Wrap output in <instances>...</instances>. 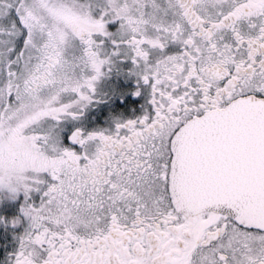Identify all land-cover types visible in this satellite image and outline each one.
<instances>
[{
	"label": "snow or ice",
	"instance_id": "obj_1",
	"mask_svg": "<svg viewBox=\"0 0 264 264\" xmlns=\"http://www.w3.org/2000/svg\"><path fill=\"white\" fill-rule=\"evenodd\" d=\"M0 264H264V0H0Z\"/></svg>",
	"mask_w": 264,
	"mask_h": 264
}]
</instances>
